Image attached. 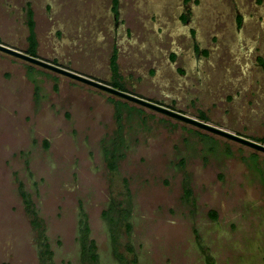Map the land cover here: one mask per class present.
Returning <instances> with one entry per match:
<instances>
[{
    "label": "rangeland",
    "instance_id": "1",
    "mask_svg": "<svg viewBox=\"0 0 264 264\" xmlns=\"http://www.w3.org/2000/svg\"><path fill=\"white\" fill-rule=\"evenodd\" d=\"M115 1L0 0V42L31 7L37 57L112 83L116 49L128 92L264 137V0ZM0 264H264V152L0 51Z\"/></svg>",
    "mask_w": 264,
    "mask_h": 264
},
{
    "label": "water",
    "instance_id": "2",
    "mask_svg": "<svg viewBox=\"0 0 264 264\" xmlns=\"http://www.w3.org/2000/svg\"><path fill=\"white\" fill-rule=\"evenodd\" d=\"M0 51L7 53L9 55L21 58L25 61H28L32 64L41 66L43 68L49 69L51 71H54L56 73L68 76L72 79H75L77 81L83 82L87 85L96 87L98 89H101L105 92H108L110 94H113L115 96H118L120 98H123L128 101H132L134 103H137L141 106L147 107L149 109H152L154 111L160 112L164 115L170 116L172 118H175L179 121L191 124L193 126H196L200 129L209 131L211 133L220 135L224 138L236 141L238 143H241L243 145H246L248 147L254 148L258 151L264 152V142H260L245 136H242L240 134H237L229 129L214 125L210 123L208 120H202L200 118L191 116L189 114H186L184 112H181L179 110H176L174 108L162 105L160 103L145 99L141 96H137L131 92L122 90L119 87H114L110 84L104 83L100 80L94 79L92 77L80 74L78 72H75L71 69H68L66 67L60 66L58 64L49 62L47 60L41 59L37 56H34L31 53H26L20 50H17L15 48H12L10 46H7L0 42Z\"/></svg>",
    "mask_w": 264,
    "mask_h": 264
},
{
    "label": "trees",
    "instance_id": "3",
    "mask_svg": "<svg viewBox=\"0 0 264 264\" xmlns=\"http://www.w3.org/2000/svg\"><path fill=\"white\" fill-rule=\"evenodd\" d=\"M115 4H116L115 10L118 13L117 11L118 1L117 0L115 1ZM27 13H28L27 24H28V31H29V34H28L29 48L27 52L33 54L34 56H37L36 51L38 47V41H37V33H36V23L34 20V11L31 8H29ZM184 19H187V17H184ZM172 57L175 60L177 58V55L174 53ZM111 69L114 74L113 75L114 81L111 83L112 86L119 87L122 90L127 91L126 89H124L125 84L123 82V77L121 76L119 72L118 51L117 50L114 51L112 58H111ZM200 119L209 121L208 115L205 114L204 112L201 114ZM256 140L260 142H264V137L260 139H256ZM34 223L38 225L36 220L34 221ZM93 247H94V243H93Z\"/></svg>",
    "mask_w": 264,
    "mask_h": 264
},
{
    "label": "crops",
    "instance_id": "4",
    "mask_svg": "<svg viewBox=\"0 0 264 264\" xmlns=\"http://www.w3.org/2000/svg\"><path fill=\"white\" fill-rule=\"evenodd\" d=\"M29 8H31V7H29ZM33 10V9H32ZM116 11V10H115ZM27 12H28V10H27ZM115 14L117 15V17H119V14L117 13V12H115ZM27 20H28V18H27ZM28 25V24H27ZM29 34V33H28ZM27 40H28V37H27ZM37 41H38V38H37ZM28 44H29V42H28ZM28 48H29V46H28ZM37 49H38V47H37ZM28 50V49H27ZM116 50V49H115ZM114 50V51H115ZM36 54H37V51H36ZM174 54V53H173ZM176 54V53H175ZM113 55V54H112ZM177 55V54H176ZM111 58H112V56H111ZM54 63H56V64H58V65H60V63H58V61H54ZM110 64H111V59H110ZM60 66H62V65H60ZM66 68H68V67H66ZM69 69V68H68ZM113 73V72H112ZM114 75V74H113ZM114 77V76H113ZM113 82V81H112ZM107 84H111V82H109V83H107Z\"/></svg>",
    "mask_w": 264,
    "mask_h": 264
},
{
    "label": "flooded vegetation",
    "instance_id": "5",
    "mask_svg": "<svg viewBox=\"0 0 264 264\" xmlns=\"http://www.w3.org/2000/svg\"><path fill=\"white\" fill-rule=\"evenodd\" d=\"M262 63L264 64V61H262Z\"/></svg>",
    "mask_w": 264,
    "mask_h": 264
},
{
    "label": "bare ground",
    "instance_id": "6",
    "mask_svg": "<svg viewBox=\"0 0 264 264\" xmlns=\"http://www.w3.org/2000/svg\"><path fill=\"white\" fill-rule=\"evenodd\" d=\"M202 34V33H201Z\"/></svg>",
    "mask_w": 264,
    "mask_h": 264
}]
</instances>
